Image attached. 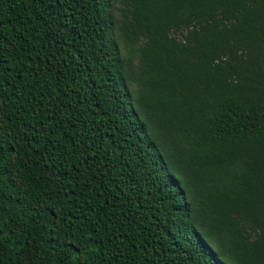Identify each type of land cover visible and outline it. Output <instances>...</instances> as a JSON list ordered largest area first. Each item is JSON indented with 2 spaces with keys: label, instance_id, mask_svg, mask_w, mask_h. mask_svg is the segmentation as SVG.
<instances>
[{
  "label": "trees",
  "instance_id": "obj_1",
  "mask_svg": "<svg viewBox=\"0 0 264 264\" xmlns=\"http://www.w3.org/2000/svg\"><path fill=\"white\" fill-rule=\"evenodd\" d=\"M0 264H264V0H0Z\"/></svg>",
  "mask_w": 264,
  "mask_h": 264
}]
</instances>
